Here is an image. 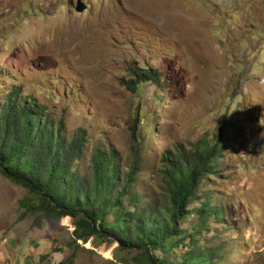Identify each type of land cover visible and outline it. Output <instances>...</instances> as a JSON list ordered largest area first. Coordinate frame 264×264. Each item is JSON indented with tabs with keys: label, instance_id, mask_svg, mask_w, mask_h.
<instances>
[{
	"label": "rangeland",
	"instance_id": "obj_1",
	"mask_svg": "<svg viewBox=\"0 0 264 264\" xmlns=\"http://www.w3.org/2000/svg\"><path fill=\"white\" fill-rule=\"evenodd\" d=\"M141 68L159 83L131 89ZM16 89L66 137L85 130L81 173L94 145L138 157L144 202L161 192L164 152L217 140L220 167L197 194L223 219L200 242L222 246L215 264H264V0H0V104ZM30 197L0 172V264H137L109 239L73 240L69 216L23 214Z\"/></svg>",
	"mask_w": 264,
	"mask_h": 264
},
{
	"label": "trees",
	"instance_id": "obj_2",
	"mask_svg": "<svg viewBox=\"0 0 264 264\" xmlns=\"http://www.w3.org/2000/svg\"><path fill=\"white\" fill-rule=\"evenodd\" d=\"M132 71L138 80L131 89L160 81L149 68ZM87 143L83 128L66 137L62 120L20 89L6 93L0 104V172L29 190L31 197L21 200L23 214L51 220L69 216L73 240L109 239L121 251L136 250L132 258L137 264L216 263L222 246L200 240L206 239L211 218L222 222V209L213 206L210 195L197 193L203 178L220 167L217 140L199 139L194 149L164 152L161 192L146 202L138 190V157L122 163L112 150L94 145L84 174L77 166ZM193 213L195 219L183 228L180 220ZM180 246L184 250L171 257Z\"/></svg>",
	"mask_w": 264,
	"mask_h": 264
},
{
	"label": "crops",
	"instance_id": "obj_3",
	"mask_svg": "<svg viewBox=\"0 0 264 264\" xmlns=\"http://www.w3.org/2000/svg\"><path fill=\"white\" fill-rule=\"evenodd\" d=\"M33 253V252H32ZM1 259V258H0ZM32 260L33 258L31 256H25L24 257V263H27V264H32Z\"/></svg>",
	"mask_w": 264,
	"mask_h": 264
},
{
	"label": "water",
	"instance_id": "obj_4",
	"mask_svg": "<svg viewBox=\"0 0 264 264\" xmlns=\"http://www.w3.org/2000/svg\"><path fill=\"white\" fill-rule=\"evenodd\" d=\"M84 8H85V5L82 4V3H78V4L76 5V10H77V11H82Z\"/></svg>",
	"mask_w": 264,
	"mask_h": 264
}]
</instances>
